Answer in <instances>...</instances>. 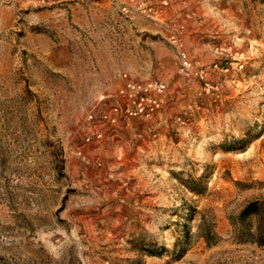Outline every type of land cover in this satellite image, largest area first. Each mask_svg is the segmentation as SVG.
<instances>
[{
  "label": "rangeland",
  "instance_id": "1",
  "mask_svg": "<svg viewBox=\"0 0 264 264\" xmlns=\"http://www.w3.org/2000/svg\"><path fill=\"white\" fill-rule=\"evenodd\" d=\"M0 264H264V0H0Z\"/></svg>",
  "mask_w": 264,
  "mask_h": 264
},
{
  "label": "built area",
  "instance_id": "2",
  "mask_svg": "<svg viewBox=\"0 0 264 264\" xmlns=\"http://www.w3.org/2000/svg\"><path fill=\"white\" fill-rule=\"evenodd\" d=\"M184 66H190L187 56L182 54ZM125 83L121 93L128 100V104L124 107L119 105L113 106L114 115L108 118L115 121L118 113L126 116H134L138 114H150L160 104V99L157 95L163 93L166 89V84L162 81L138 82L130 79L127 74L124 75Z\"/></svg>",
  "mask_w": 264,
  "mask_h": 264
},
{
  "label": "trees",
  "instance_id": "3",
  "mask_svg": "<svg viewBox=\"0 0 264 264\" xmlns=\"http://www.w3.org/2000/svg\"><path fill=\"white\" fill-rule=\"evenodd\" d=\"M253 212L250 205H247L244 210L242 211L241 215L245 216Z\"/></svg>",
  "mask_w": 264,
  "mask_h": 264
},
{
  "label": "crops",
  "instance_id": "4",
  "mask_svg": "<svg viewBox=\"0 0 264 264\" xmlns=\"http://www.w3.org/2000/svg\"><path fill=\"white\" fill-rule=\"evenodd\" d=\"M104 86V85H103ZM103 87H101L100 89H102ZM104 89H106V87H104Z\"/></svg>",
  "mask_w": 264,
  "mask_h": 264
}]
</instances>
